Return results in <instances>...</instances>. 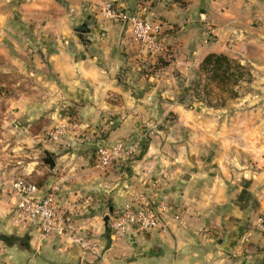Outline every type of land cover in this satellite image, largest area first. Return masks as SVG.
<instances>
[{"label":"crops","instance_id":"obj_1","mask_svg":"<svg viewBox=\"0 0 264 264\" xmlns=\"http://www.w3.org/2000/svg\"><path fill=\"white\" fill-rule=\"evenodd\" d=\"M8 2L0 0V26L7 25L0 32L17 25L12 39L24 45L18 55H33L24 52L31 45L47 68V96L29 116L48 110L55 120L65 107L62 117L69 120L63 141L43 144L48 164L31 161L25 179L41 192L61 179L57 201L76 227L72 236L41 234L36 223L20 218L11 192V203L0 198V241L8 264H264V224L257 223L264 215V130L255 108L233 112L225 127L190 138L188 157L205 155L210 146V163L187 159L183 148L165 154L167 145L152 133L141 157L104 170L93 167L99 145L140 135L133 121L156 115L158 97L151 93L159 90V80L143 76L152 55L124 24L103 17L104 3L162 23L161 42L174 56L168 71L196 73L206 54L222 53L250 67L248 84L254 86L264 75V0H15V17L6 10ZM88 15L90 32H76ZM144 86L152 89L149 95L142 96ZM239 97L231 102L239 104ZM201 115L212 120L218 114ZM140 197L166 202L165 219L179 221L163 230L130 228L113 235L116 210ZM79 235L95 242L94 249L74 242Z\"/></svg>","mask_w":264,"mask_h":264},{"label":"rangeland","instance_id":"obj_2","mask_svg":"<svg viewBox=\"0 0 264 264\" xmlns=\"http://www.w3.org/2000/svg\"><path fill=\"white\" fill-rule=\"evenodd\" d=\"M8 3L6 10L15 17L18 13L17 4L15 0H9ZM106 3L101 6L100 10L103 17L110 20L104 14L103 8ZM11 5H14V8H11ZM111 6L114 7L115 5L112 3ZM15 11L16 13H14ZM86 18L90 19L91 17L90 15L85 17L83 24L76 26V32L80 34L90 32L91 21L86 22ZM9 25L8 34L0 32V198L6 200L8 197V202L11 203L10 194H12V191L9 188L11 181L17 177L27 178L31 175L33 171L30 166L31 161L37 162L34 163L36 166L48 164L49 155L44 156L42 147L47 143L56 142L47 137L46 131L60 123H69V120L65 117L66 115H64L65 118L62 117L67 110L65 107L59 108L55 120L53 117L48 116V110L38 116H29L31 107L47 96L48 88L42 80L47 68L45 65L41 66V62H39L40 52L32 48L31 45L26 46L24 52L31 50L33 55H18V47L23 48L24 45L15 38L12 39L13 33L18 31L17 25H12V23ZM2 30L0 26V31ZM166 47L161 42V48L158 52L145 51L146 54L152 55V57L148 55L149 60L143 68V71L145 70L143 76L147 80L152 77L153 79H150V81L159 80L158 95L151 93V97L159 98H157V104L154 107L157 111L156 115L154 114L149 120L147 118L139 119L137 124H135L136 121H133L136 127L134 128L135 131L140 134L135 140L126 141L127 139L123 140L122 136L117 137L116 140L136 143L139 151L141 148L147 147L149 138H151L152 133H155L159 134V145H167L168 147V152H165V154H178L179 150L183 148L187 152V154H184L187 159L209 160L211 162L215 153L210 149L212 148L210 146L209 151L204 153L205 155L202 154L203 151H200L197 156L188 157L190 138L194 137V134L199 135L202 129L209 133L215 132V130L225 127L224 124L229 123V119H227L229 114L236 111L245 112L255 108L262 117L259 123L262 127L260 132L263 133L264 75L256 78L258 82L254 86L241 83L237 88L238 96H240L239 104L233 101L232 103L231 100L233 99H231L224 105H228L226 107H208L201 102H197L184 91L186 86L197 79L195 71L191 70L188 74H183L178 70H167L172 60H174V56L172 51L166 50ZM38 63L40 66H38ZM246 66L250 69L248 65ZM150 92H152V89L149 86H144L141 94L142 96L149 95ZM205 113L218 115L212 116L213 119L210 120L201 115ZM121 120L122 118L112 122L110 130H116ZM245 123L249 122L245 120ZM194 129L196 130L192 131ZM232 137L234 136L230 138ZM263 143L264 141H261V144ZM135 159L137 158L125 159L123 162ZM168 220L170 219L167 218L166 221ZM176 220L179 221L178 218ZM178 221L173 220L172 222L177 223ZM257 223L259 225L264 224V215L257 219Z\"/></svg>","mask_w":264,"mask_h":264},{"label":"built area","instance_id":"obj_3","mask_svg":"<svg viewBox=\"0 0 264 264\" xmlns=\"http://www.w3.org/2000/svg\"><path fill=\"white\" fill-rule=\"evenodd\" d=\"M111 4L106 3L103 8L106 17L124 24L144 51L158 52L161 48L162 23L157 19L142 16L139 11L123 10ZM68 129L69 123L63 122L49 128L46 135L53 142H61ZM137 151L136 143L122 140L102 143L96 149L93 167L104 170L114 162L132 158ZM61 186L60 179L50 184L45 192H41L35 182L22 177H17L10 183L9 188L18 197L16 209L20 218L25 222L36 223L43 235L72 236L76 231L75 224L69 216L70 212L58 204ZM166 210V202L151 203L145 197H140L136 202L128 203L116 210L110 220L111 233L120 235L130 228L139 231L163 230L168 223L178 218L174 216L166 221L164 217ZM73 241L83 249L95 247V242L85 236H76ZM5 253L6 246L0 241V264H8Z\"/></svg>","mask_w":264,"mask_h":264},{"label":"trees","instance_id":"obj_4","mask_svg":"<svg viewBox=\"0 0 264 264\" xmlns=\"http://www.w3.org/2000/svg\"><path fill=\"white\" fill-rule=\"evenodd\" d=\"M196 75L197 79L184 91L208 107L224 106L239 95L237 88L241 83L252 80V73L246 65L222 53L206 54ZM144 151L145 148H141L132 159L141 157Z\"/></svg>","mask_w":264,"mask_h":264},{"label":"water","instance_id":"obj_5","mask_svg":"<svg viewBox=\"0 0 264 264\" xmlns=\"http://www.w3.org/2000/svg\"><path fill=\"white\" fill-rule=\"evenodd\" d=\"M108 217H105V220L107 221Z\"/></svg>","mask_w":264,"mask_h":264}]
</instances>
